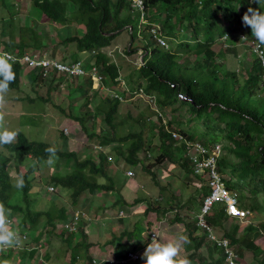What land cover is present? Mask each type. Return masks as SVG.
<instances>
[{
    "label": "trees",
    "instance_id": "16d2710c",
    "mask_svg": "<svg viewBox=\"0 0 264 264\" xmlns=\"http://www.w3.org/2000/svg\"><path fill=\"white\" fill-rule=\"evenodd\" d=\"M20 1L0 0V9L10 10ZM30 2L32 7L39 11L38 18L42 21L57 26L85 27L81 37L70 35L63 43H75L80 52L97 53L96 56L90 57V60L93 59L91 65L102 68L107 84L109 83V87H114L116 91L120 85L121 69L119 65L111 62L112 60L103 52V49L109 47L117 38V34L114 33L127 29L131 37V46L125 50V53L131 55V51L137 49H143L145 52L143 64L137 72V77L143 80L144 84H140L138 89L146 93L156 106L155 110L150 108L146 112L142 111L137 124L146 126L147 121L151 120L149 116L154 115L157 118L156 127L159 134V141L155 143L154 140L146 141L142 133L118 137L115 115L120 109V98L133 97L136 92L131 94L115 92L112 97L101 100L98 105L97 109L102 108L105 112L98 130L95 116L99 110L86 112V117L75 116L73 113L62 110L66 113L63 112L65 116L79 123V127L85 130V133L91 129L87 126L88 120H94L92 134H88L89 141H91L89 144L90 150L98 153L94 155L100 156L99 163L92 158L90 153L83 155L72 152L68 147L65 150L57 148L52 142L31 141L23 133L18 134L16 142L0 146V201L2 205L11 210L10 215H13V211L18 213L23 231L28 232L29 235H31L30 226L34 229L43 217L48 219L47 229H44L37 238H31L36 244L39 243L46 249L45 259L41 258L39 264H46L51 260L47 250L51 248L53 236H57L62 241L65 250L71 252L70 264H80V260L82 264H85L83 260L92 264L93 259L89 254L91 244H88V235L85 232L90 228L92 220L90 217V222H87L85 218H82L77 231L57 229L56 222L69 223L71 221L66 203L61 198L62 195L57 194L54 201L57 199L58 203L55 201L49 206L47 212L32 210L35 201L31 199V188L38 184L33 183L35 185L31 186L27 178L33 174V171L23 179L25 181L20 188L22 201L13 205L11 200L18 191L13 188L8 170V165L13 159L29 160L31 163L42 166L52 163L55 166L54 172L50 178L45 175L43 178L60 187L62 191L71 192L73 218L81 207L80 213H90L91 210H86L90 203L87 195L96 196L104 192L113 194L115 190L113 177L109 173V157L103 154L107 149L112 148L117 152L116 164H125L129 168L128 171L135 170L142 165L143 171L149 172L153 181L160 186L157 174L149 169L152 165H146L141 155L157 150L158 153L154 156L155 165H162L168 161L177 166V171L186 174L184 180L177 179L183 183L181 188L183 195L187 191V188L184 190V185L193 184L202 188L204 198L210 192L207 179L195 173L191 159L182 156L177 159L176 155L184 150L189 153L187 147L192 143L202 144L211 153L217 145H223L217 158V165L227 188L237 193L242 210L261 211L263 207L260 206L264 204V61L257 54L255 59L249 62V66L242 63L231 70L224 63L223 54L217 53L213 48L219 40L224 38L225 43H233L232 38L236 37L241 41H244V37L246 40L257 42L251 35L250 26L245 25L242 20L249 7L259 9V4L255 0H142L145 13L143 32L156 41V46L151 51L148 44L143 47L135 46L142 26H140L141 12L134 8V0H30ZM260 10L264 11V9ZM38 18L36 21L27 18L26 23L23 22V25L17 26L16 32L11 33V40L5 44L4 49L19 55L33 49L41 50L46 45V39L34 28L39 22ZM153 29L157 31L156 35L153 34ZM157 35L165 41L166 46L159 44L155 38ZM17 37H19V43L16 42ZM165 38L169 39L171 46L167 44ZM260 46L264 51V45ZM159 47L163 49L160 50ZM228 50L234 51L231 47ZM184 59L185 62L182 61ZM221 59H223L222 62H220ZM23 67L26 68L21 63H12L15 78L9 83V90L19 87ZM242 70L246 72L245 79L241 75ZM38 74L37 70L33 72L36 77H32L33 83L40 82ZM92 83L93 80L89 79L88 87L83 83L80 84L84 89L82 95L84 98L90 99L88 94ZM94 94L100 98L99 92ZM72 103L74 104V100ZM86 104L88 102L84 103ZM168 108L179 115L168 114ZM164 113L171 115L167 122ZM186 114H189L191 118L186 120ZM72 131L76 132V128ZM175 134L186 140H180L182 141L180 142L178 138H174ZM61 136L62 144H68L69 138L64 132ZM198 138L201 142L197 141ZM158 143H160L159 146ZM114 146H119V148ZM99 179H106L111 184L108 186ZM180 185L171 184L170 188L173 191ZM239 190L249 191L251 197L246 198V196L239 195ZM118 200V203L124 204L121 199ZM141 202L142 200H138L137 204ZM194 202L195 198L190 197L189 205ZM159 209L149 206L147 211L159 212ZM227 217L225 206L216 204L213 212L208 215L207 221L214 227L222 225ZM193 220L191 218L184 224L188 232V241L184 245L188 260L200 255V251L206 247L213 259L212 263L207 262V264H225L226 259L223 252L212 243L208 234L197 226V217L195 221ZM176 221L184 220L177 215ZM239 226L236 223L233 229L225 234V238L236 247L239 255H243L244 251L250 249L251 241L257 239L255 235L258 237L264 235V223L257 228L249 227L240 236H238ZM143 231L144 228L136 225L133 232L124 231L119 235H114L113 244L115 246L118 244L115 257L124 262L120 264L130 263L128 262L132 254L130 247L136 250L142 243ZM48 232L51 238L47 240L45 236ZM218 251L220 252L219 257L214 259V254ZM35 253L36 251L30 252L28 256L22 253L21 258L24 259V264L32 261ZM5 256L6 254L3 257ZM255 260L257 264H264V254L262 260L258 256ZM3 261L5 264H15L8 257Z\"/></svg>",
    "mask_w": 264,
    "mask_h": 264
},
{
    "label": "rangeland",
    "instance_id": "374dc122",
    "mask_svg": "<svg viewBox=\"0 0 264 264\" xmlns=\"http://www.w3.org/2000/svg\"><path fill=\"white\" fill-rule=\"evenodd\" d=\"M2 10L3 9H0V49H4L5 44L10 42L11 33L16 32L17 26L23 25V22L26 23L27 18H32L36 21L39 17V11L32 7L30 0H21L16 7L6 11ZM38 20L39 22L36 23L34 28L41 33V36L44 39H46V45L41 50H33L40 51L38 53L46 55L48 60H54L61 64H71L75 61H82L85 71L89 74L82 78H69L59 72H38L40 82L37 81L36 83H33L32 80L35 77L33 75L34 70L30 71L29 68L23 67L19 87L14 90L8 89L5 93H0V130H14L16 136L12 142H16L18 134L23 133V135L31 141L44 143L52 142L57 148L65 150L67 149L66 147H68L72 152H77L83 155L90 153L92 158L99 163L100 156L94 155L98 153L92 152L89 144L91 141H89L88 134H92V124L94 123V120H88L87 126L91 127V129L88 133H85V130H82V128L79 127V123L69 119L64 113L69 112L73 113L75 116L83 115L86 117V112H96L99 110L97 116H95V124L98 130L100 127V120L103 119V115L105 114L102 108L97 109L101 100L112 97L115 92H127L128 94L136 92L133 97H122L123 101L120 100V109L115 115L117 135L118 137H124L129 134L142 133L146 141L154 140V143L158 142L159 134L156 127V123L158 124V122L154 115L149 116L151 120L147 121L146 126L137 124V120L142 111L146 112L150 108L155 110L156 106L154 105L155 103H152L153 100L146 95V93H143L140 91L141 89H138L140 84H144V81L137 77V72L143 64L145 52L143 49H137L131 51V55L125 53V50L131 46V37L127 29L116 32L115 35L117 34V38L109 47L103 49V52L112 60L111 62L119 65L121 69L120 85L116 91L114 87H109V83L107 84V79L102 74V68L98 67V71L102 76L101 81L95 79L90 73V68L93 66L91 65L93 59L90 60V57L92 58L93 56H96L97 53L80 52L75 43H63V41L68 39L70 35L71 37H81L84 34V26H57L56 24L42 21L39 18ZM144 21L145 19L142 20L141 17L140 26H142V30L139 39L135 41V46L138 45L139 47H143L148 44L151 51L155 48L156 41L150 37V35L143 32ZM165 39L167 44L171 46L169 39ZM232 39L234 40L233 43H225V38L219 40L214 45V50L219 54H223L224 63L231 70L242 63L249 66V62L254 60L258 54L255 51V46L258 43L246 40L244 37V41H241L238 37ZM16 42L19 43V37L16 38ZM230 47L234 51H229L228 49ZM159 49L162 50L163 48L159 47ZM182 61L185 62V59ZM222 61L223 59L220 60V62ZM54 75L56 76L54 77ZM241 75L244 79L246 78V72L244 70L241 71ZM89 79H92L93 83L88 94L90 99H87V97L84 98L82 96L84 89L81 85L83 83L88 87ZM96 92H99L100 98L97 94H94ZM73 100L74 104L72 103ZM87 102L88 104L84 105V103ZM169 113H176V115H179L170 108H168V114ZM186 115V120L191 118L189 114ZM170 118L171 115L165 114L166 122L169 121ZM73 128H78V131H72ZM201 128L205 129L204 127ZM62 132H64L69 138L68 144H62ZM181 138L179 137L178 140H186L185 138ZM197 141L201 142L200 138H198ZM159 145L160 143H158V146ZM114 147L119 148V146ZM222 148L223 145H217L214 149V153L217 155L220 154ZM185 151L186 150L177 154L176 158L179 159L184 157L190 159L192 151L189 150V153H186ZM157 153L158 151L154 150L148 152V154L145 152L141 155L142 158L145 159L146 165L155 166H149V169L151 172L154 171L157 174L158 180H160V186L153 181V177L149 172L143 171L142 165L135 169L136 173L134 177L128 176L126 172L129 168H127L125 164L120 163L118 165L115 162L118 157L115 149L112 150V148H110L103 153L106 157L111 158V160H109V173L113 177L115 190L113 194H111L112 192H104L96 196H92L91 194L87 195V200L90 203H88L86 210L91 211L89 214H86L85 220L90 222L91 217V235H88V232H85L88 235L87 242L88 244H91L89 254L94 260L92 264H100L102 262L103 264L124 263L115 257L118 244H116V246L113 244V242H115L114 235H119L124 231L133 232L136 225L144 228L141 236V240H143L142 243L138 245L139 247H137L139 250L130 248L132 253H137L140 258L135 262H133L134 260L129 259V264H143L142 254L155 234L164 242L174 239L179 235L186 237V240L188 239V232L186 231L184 224L191 218L195 221L196 217L200 214L202 201L204 200L202 188L193 184L184 185V190L187 188V191L186 194L183 195L181 192L183 183L177 181V179L181 178L184 180L186 174L177 171V166L172 165L168 161L162 165H155L154 156H156ZM8 156L11 157L10 155ZM28 159H30V157ZM32 163L29 160L19 161L13 159L8 165L13 188L18 190L14 198L11 200V203L15 205L22 201L23 198L20 188L15 187V178L22 177L24 179L31 171H33V174L27 178V181L31 186L38 184L31 188V199L35 201L32 210L47 212L48 208H50L49 206L53 205L57 200L54 201L55 195L57 194L62 195L61 198L66 203L69 210V217H72L73 211L71 210V204L73 199L71 192L62 191L60 187L43 178V175L50 178L52 172H54L55 166L52 163L44 166L38 165L37 163H33L32 165ZM174 172L176 173L174 174ZM24 181L25 180H23V184ZM99 181L108 186L111 184V182L106 179H99ZM171 184L181 185L172 191L170 188ZM50 186L55 188V192L51 191L52 193H50L48 191V187ZM238 194L246 196V198L251 197L249 191L239 190ZM190 197H194L195 202L189 205ZM118 199H121L124 204L120 202L118 203ZM136 200H142V202L137 204ZM55 203L58 202L56 201ZM149 206L160 208V211H147ZM23 207L25 206L23 205ZM260 207L264 208V204ZM263 208L259 212H250L248 218L242 220L227 217L222 225L213 227L215 234L220 238H225V234L230 232L236 223L240 225L238 236L245 233V231L251 226L254 228L259 227L261 223H264ZM0 209H4L6 217L11 218L17 225L13 226V228L17 227L23 230V226L21 223L19 224L18 213L13 211V215H10L9 212L11 210L9 208L6 209V207L2 205V201H0ZM166 209L169 211L166 212ZM81 210L82 207L79 211L81 212ZM193 210L197 212L194 213ZM177 215H179L184 221L177 222ZM47 221L48 219L43 217L39 220L40 223L37 227L32 229L30 226L29 231H31V235H27V241L31 240L30 238L32 237L37 238L44 229H47ZM57 229L61 231L59 225H57ZM79 230H81V227H79ZM45 237L47 240L51 238L49 232ZM255 237L257 239L251 241L250 249L248 248V251H244L243 255H239L236 247L233 246L234 250L240 257L239 264H257V261L255 260L257 256L260 260L263 259L264 235H260L259 237L255 235ZM248 241H250V239H248ZM1 246L2 244H0V264H5L3 259H6L7 257L15 264H24V259L21 258L22 253H26L28 256L29 253L33 251H36L34 259L25 264H39L41 258L43 260L45 259V247L39 243H34V241L25 242L20 248L6 245H4V247ZM95 248L98 250H95ZM183 248L184 244L179 250V256L181 258H187L188 253H183ZM9 253H11L10 256ZM47 253H49L51 260L46 264H70L71 262V252L65 250L62 241L57 236H53L51 248H48ZM5 254L6 256L3 257ZM199 254L200 255L195 256L190 261L188 260L190 264H207V262H213L206 247L201 250ZM219 254V251L216 252L214 254V259L218 258ZM83 261L85 264H88L86 260ZM80 264H82L81 260Z\"/></svg>",
    "mask_w": 264,
    "mask_h": 264
},
{
    "label": "built area",
    "instance_id": "2783aa9c",
    "mask_svg": "<svg viewBox=\"0 0 264 264\" xmlns=\"http://www.w3.org/2000/svg\"><path fill=\"white\" fill-rule=\"evenodd\" d=\"M134 8L141 12L142 20L144 19V5L142 0H134ZM153 34L156 35L157 31L155 29L152 30ZM157 38L159 44L161 46H166L165 41L158 37ZM255 51L259 56L264 54V51L261 49V46L257 44L255 46ZM40 51H32L25 52L22 55L10 53L4 49H0V54L8 53L10 57H12L11 63H21L22 65L29 68L30 71H38L48 73L59 72L69 78H82L87 76L89 73L85 71L84 64L82 61H75L71 64H61L54 60H48L46 55H42L38 53ZM90 73L92 76L98 81L102 80V76L98 71L97 66H92L90 68ZM56 75H54L55 77ZM122 101L123 99L120 98ZM181 138V136L175 134L174 138ZM182 139V138H181ZM189 143V142H188ZM190 151H192V156L190 159L194 166V171L197 175H203L204 178L207 179L209 194L204 197L202 201V208L200 214L197 216V225L198 227L205 231L208 234V238L212 241V243L216 244L218 248L225 255L227 264H239L240 257L234 250L231 241L227 238L218 237L213 227L208 223L207 217L210 215L216 204H221L225 206V212L230 218L244 219L248 218L250 212L242 210L239 206V197L236 192L230 191L225 183L224 177L221 175L217 165V158L219 154H215L214 151L211 153L206 147H204L200 143H192L187 147ZM111 160V158H109ZM130 177L135 176V171L131 170L126 173ZM48 191L55 192V188L53 186L48 187ZM82 218H85V215L80 212H76L73 216L72 220L69 223H63L61 228H64L68 231H77V226ZM11 221V225L14 224L13 220ZM27 234L21 236V243L16 248H20L23 243L27 241ZM1 247H4L2 245ZM140 256L137 253H132L130 255V259L137 261ZM97 262V261H96ZM99 263V262H97Z\"/></svg>",
    "mask_w": 264,
    "mask_h": 264
},
{
    "label": "clouds",
    "instance_id": "9594fccd",
    "mask_svg": "<svg viewBox=\"0 0 264 264\" xmlns=\"http://www.w3.org/2000/svg\"><path fill=\"white\" fill-rule=\"evenodd\" d=\"M255 2L259 4V9L249 7L247 12H245L243 15L242 20L245 25L250 26L251 35L255 38L258 44L264 45V11L260 10L264 9V0H255ZM261 59L264 61V54L261 55ZM11 60L12 57H10L8 53L0 54V93L7 92L9 83L15 78V74L12 70ZM15 136L16 132L14 130H0V146L9 144L14 140ZM50 162L51 161H49V163ZM14 183L15 187L21 188L23 186V178H15ZM70 218L72 220L71 216ZM9 219L11 218L6 217L5 210L0 209V244L6 246H18L21 243V236L24 234H29L28 232L21 229L19 231H15L13 226L17 225L15 223L11 225V221ZM59 223L65 222H56V225ZM157 237L158 236L155 234L150 243L147 244L142 254L143 264H190L187 258H181L179 256V250L182 246V242H186V237L179 235L174 239L168 240L167 242H164L159 237ZM30 241L31 240L28 242ZM100 264H103V262Z\"/></svg>",
    "mask_w": 264,
    "mask_h": 264
},
{
    "label": "crops",
    "instance_id": "0c3cea01",
    "mask_svg": "<svg viewBox=\"0 0 264 264\" xmlns=\"http://www.w3.org/2000/svg\"><path fill=\"white\" fill-rule=\"evenodd\" d=\"M55 80H56V79H55ZM77 131H78V129L76 128V132H77ZM132 171H133V170H132ZM92 196H93V195H92ZM90 197H91V196H90ZM83 214L86 215V214H89V213L86 212V213H83ZM58 225H59V227H61V226L63 225V223H59ZM91 226H92V224H91ZM13 229H14L15 231H19V230H20V228H16V227L13 228ZM86 232H88V235H91V234H90V233H91V229H90V228H88V230H87ZM31 241H34V240L31 239ZM187 241H188V239L186 240V242H187ZM186 242H182V245H183V244L185 245ZM34 243H35V241H34ZM138 247H139V246H138ZM35 248H36V247H35ZM131 248L134 249L132 246H131ZM137 249H138V248H137ZM95 250H98V249L95 248ZM138 250H139V249H138ZM182 250H183V253H186L185 248H183ZM130 251H131V249H130ZM220 251H221V250H220ZM221 252H222V251H221ZM102 258H103V257H102ZM133 262H134V261H133Z\"/></svg>",
    "mask_w": 264,
    "mask_h": 264
},
{
    "label": "water",
    "instance_id": "95a60500",
    "mask_svg": "<svg viewBox=\"0 0 264 264\" xmlns=\"http://www.w3.org/2000/svg\"><path fill=\"white\" fill-rule=\"evenodd\" d=\"M115 34V33H114ZM110 35H113V34H110Z\"/></svg>",
    "mask_w": 264,
    "mask_h": 264
}]
</instances>
